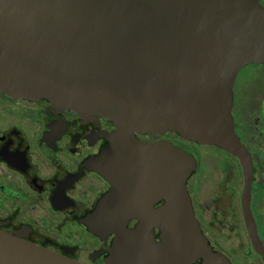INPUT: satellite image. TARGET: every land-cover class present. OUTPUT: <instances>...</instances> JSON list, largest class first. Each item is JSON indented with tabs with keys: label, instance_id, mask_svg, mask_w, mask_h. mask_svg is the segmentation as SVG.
<instances>
[{
	"label": "water",
	"instance_id": "95a60500",
	"mask_svg": "<svg viewBox=\"0 0 264 264\" xmlns=\"http://www.w3.org/2000/svg\"><path fill=\"white\" fill-rule=\"evenodd\" d=\"M261 62L260 0H0V92L114 124L92 163L111 187L86 219L117 233L108 264H189L204 253L220 264L185 185L192 156L136 133L222 147L238 157L248 193L252 159L234 129L232 90L240 68ZM0 264L84 263L0 228Z\"/></svg>",
	"mask_w": 264,
	"mask_h": 264
},
{
	"label": "flooded vegetation",
	"instance_id": "af4514ba",
	"mask_svg": "<svg viewBox=\"0 0 264 264\" xmlns=\"http://www.w3.org/2000/svg\"><path fill=\"white\" fill-rule=\"evenodd\" d=\"M240 70L232 115L252 159L248 193L238 157L222 147L172 131L136 136L167 140L192 156L185 185L199 230L220 264H264V169L259 165L264 163V83L257 78L264 70L238 77ZM112 129V120L98 113L0 92V228L84 264H108L117 233L95 232L86 219L111 187L92 163L109 147ZM163 201L154 200L153 206ZM140 217L132 215L127 226H136ZM152 228L159 240L160 226ZM208 262L216 264L204 253L189 264Z\"/></svg>",
	"mask_w": 264,
	"mask_h": 264
},
{
	"label": "rangeland",
	"instance_id": "374dc122",
	"mask_svg": "<svg viewBox=\"0 0 264 264\" xmlns=\"http://www.w3.org/2000/svg\"><path fill=\"white\" fill-rule=\"evenodd\" d=\"M255 64L257 63H249V64H246L244 65L241 70L239 71L238 73V77H241V76H244V77H251V76H254L256 75L257 73V70H258V67L261 69V70H264V64H261L260 66H256ZM238 72V71H237ZM260 81V83H264V76L263 77H257ZM259 165H262L263 168L261 169V171L264 169V163L261 161L259 162Z\"/></svg>",
	"mask_w": 264,
	"mask_h": 264
}]
</instances>
